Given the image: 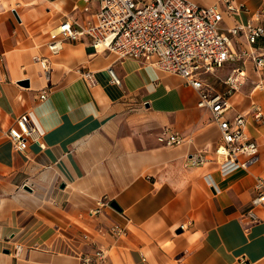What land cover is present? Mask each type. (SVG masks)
Wrapping results in <instances>:
<instances>
[{
    "label": "crops",
    "instance_id": "obj_1",
    "mask_svg": "<svg viewBox=\"0 0 264 264\" xmlns=\"http://www.w3.org/2000/svg\"><path fill=\"white\" fill-rule=\"evenodd\" d=\"M194 1L218 4L221 29L264 25L256 15L264 0H232L243 5L235 12L222 0ZM98 8L99 0H0V264H79L97 247L108 248L104 264H264V206H254L257 221L245 216L256 178L264 179V65L246 59V77L223 113L230 120L243 113L258 160L227 173L212 160L186 165L195 150L213 155L221 138L182 75L94 50L87 35L49 49L63 20L80 27ZM40 55L50 60L49 79ZM235 63L217 67L207 84L225 92ZM43 86L49 91L40 99ZM25 111L43 129V147L15 149L7 137ZM163 130L183 139L165 144ZM114 223L125 232L116 235Z\"/></svg>",
    "mask_w": 264,
    "mask_h": 264
},
{
    "label": "built area",
    "instance_id": "obj_2",
    "mask_svg": "<svg viewBox=\"0 0 264 264\" xmlns=\"http://www.w3.org/2000/svg\"><path fill=\"white\" fill-rule=\"evenodd\" d=\"M222 1L226 9L234 12L243 6L232 0ZM256 15H264V8ZM221 19L222 12L217 3L202 5L194 0H99L94 20H88L80 27H73L68 19L63 20L58 25L59 36L53 37L48 47L56 52L63 40L87 35L94 50H99L100 45V50L114 52L117 57L142 58L165 72L182 75L197 89L198 105L210 110L221 138L213 149V155L208 156L206 150L198 149L188 154L184 163L195 166L212 160L223 173H227L235 168H247L259 157L258 142L247 134L243 113H237L233 120L224 117L223 113L229 107L227 94L238 88L246 77V59L250 57L257 66L264 65V25L250 21L236 22L221 29ZM241 34L244 39L239 38ZM36 59L40 62L43 76L49 79V58L40 55ZM228 61L236 62L224 79L228 87L225 92L216 91L207 84V77ZM108 71L111 80L119 83L120 79L110 67ZM83 76L88 83H95L91 70L84 71ZM48 91L49 86L41 87L38 97L45 98ZM252 114L254 118H260L262 110L254 107ZM5 133L15 149H25L29 142L44 146L43 129L29 111L21 113ZM158 138L165 144L179 143L183 139L180 134L165 130ZM255 188L251 206L245 211V216L251 222L260 218L254 206H264V179L257 177ZM111 230L116 235L125 232V228L117 223L112 224ZM19 250L20 245L16 244L14 252ZM107 251L106 247H97L92 253L82 254L79 264H104Z\"/></svg>",
    "mask_w": 264,
    "mask_h": 264
},
{
    "label": "water",
    "instance_id": "obj_3",
    "mask_svg": "<svg viewBox=\"0 0 264 264\" xmlns=\"http://www.w3.org/2000/svg\"><path fill=\"white\" fill-rule=\"evenodd\" d=\"M19 82L22 84H27L28 81H27V79H21ZM112 203L115 204L114 201Z\"/></svg>",
    "mask_w": 264,
    "mask_h": 264
},
{
    "label": "bare ground",
    "instance_id": "obj_4",
    "mask_svg": "<svg viewBox=\"0 0 264 264\" xmlns=\"http://www.w3.org/2000/svg\"><path fill=\"white\" fill-rule=\"evenodd\" d=\"M56 31H58V28H57V29H54V32H56ZM98 48H99V50H100L101 46L99 45ZM93 53H94V52H93ZM113 53H114V52H113Z\"/></svg>",
    "mask_w": 264,
    "mask_h": 264
}]
</instances>
